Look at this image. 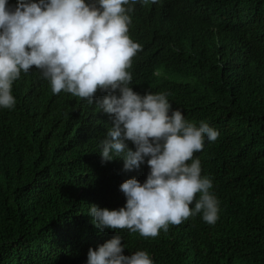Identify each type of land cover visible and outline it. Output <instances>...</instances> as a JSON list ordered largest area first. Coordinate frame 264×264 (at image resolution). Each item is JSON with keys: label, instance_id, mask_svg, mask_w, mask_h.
I'll return each mask as SVG.
<instances>
[{"label": "trees", "instance_id": "trees-1", "mask_svg": "<svg viewBox=\"0 0 264 264\" xmlns=\"http://www.w3.org/2000/svg\"><path fill=\"white\" fill-rule=\"evenodd\" d=\"M17 0H9L14 6ZM129 69L135 92L168 94L186 120L219 132L194 154L219 201L214 224L195 215L155 238L101 231L89 208L126 203L120 184L146 180V163H102L111 117L69 93L53 94L39 70L14 82L0 108V264H87L121 236L124 255L154 264H264V0H157L132 5ZM199 196L197 195V199Z\"/></svg>", "mask_w": 264, "mask_h": 264}, {"label": "clouds", "instance_id": "clouds-1", "mask_svg": "<svg viewBox=\"0 0 264 264\" xmlns=\"http://www.w3.org/2000/svg\"><path fill=\"white\" fill-rule=\"evenodd\" d=\"M138 0H0V108L13 109V85L33 68L40 71L53 94L62 91L91 105L97 93L99 110L111 117L100 141L102 163L122 159L126 171L147 165L142 183L136 178L119 188L123 207L109 210L92 204L88 215L101 231L128 230L155 238L170 225L192 216L218 220L219 201L212 179L202 176L194 154L205 139L219 132L207 122L185 119L173 109L165 92H135L129 69L141 45L129 35L132 5ZM144 5L157 0H139ZM197 195L199 198L197 199ZM117 235L89 248L87 264H154L146 250L124 255Z\"/></svg>", "mask_w": 264, "mask_h": 264}]
</instances>
